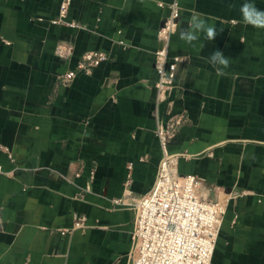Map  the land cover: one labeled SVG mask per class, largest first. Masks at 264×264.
I'll return each instance as SVG.
<instances>
[{
    "label": "crops",
    "instance_id": "obj_1",
    "mask_svg": "<svg viewBox=\"0 0 264 264\" xmlns=\"http://www.w3.org/2000/svg\"><path fill=\"white\" fill-rule=\"evenodd\" d=\"M173 1L71 0L69 28L52 23L61 0H0V264H127L134 211L113 200L152 188L156 114L183 119L169 144L179 175L244 193L209 264H264V29L243 23L245 0H175L168 117L163 104L155 112L153 51ZM194 14L215 40L180 39ZM58 42L73 46L69 58ZM216 50L229 59L223 75L209 62ZM91 51L107 61L61 84Z\"/></svg>",
    "mask_w": 264,
    "mask_h": 264
},
{
    "label": "built area",
    "instance_id": "obj_2",
    "mask_svg": "<svg viewBox=\"0 0 264 264\" xmlns=\"http://www.w3.org/2000/svg\"><path fill=\"white\" fill-rule=\"evenodd\" d=\"M70 2L71 0H61L58 18L52 21L53 24L77 27L75 23L66 20ZM166 7L168 16L156 32L153 68L157 80L153 88L155 112L157 113L158 107L163 104L169 117L168 100L174 88L176 68L180 59L170 57L168 47L177 27L180 7L175 0ZM174 13L176 15L173 23L176 27L173 29L168 21ZM72 51L73 46L63 42H58L54 49L55 55L61 59L69 58ZM107 58V54L101 51L83 53L75 69L60 77L61 84H68L77 74H91L92 70L107 61ZM158 62L162 71L158 70ZM181 121L183 119L174 118L162 121L156 114L154 136L158 141L161 157L154 184L147 193L134 200H113V204H122L134 211L127 264H209L227 207L244 194L235 190L224 191L215 185L205 186L194 175L178 174V155L170 152L169 144L175 137ZM5 154L11 160L7 151ZM2 172L0 166V174ZM92 177L93 172L90 173V180ZM82 228L84 218L78 217L73 221L72 229Z\"/></svg>",
    "mask_w": 264,
    "mask_h": 264
},
{
    "label": "clouds",
    "instance_id": "obj_3",
    "mask_svg": "<svg viewBox=\"0 0 264 264\" xmlns=\"http://www.w3.org/2000/svg\"><path fill=\"white\" fill-rule=\"evenodd\" d=\"M240 13L242 16V21L245 24L251 25L255 28L264 29V10L259 9L253 0H245V2L240 6ZM175 13L173 17L169 18L168 23L172 24L173 29L176 25L173 23L175 19ZM203 32L207 40H215L217 36V30L215 26L208 25L206 22L200 18L199 15H192L189 20V26L187 29L180 31V39L184 40L188 44H192L193 41L199 39L198 33ZM209 62L215 67L217 65L216 71L218 75H223L224 68L229 66V59L221 51H214L210 58ZM158 70L162 71V66L158 62Z\"/></svg>",
    "mask_w": 264,
    "mask_h": 264
}]
</instances>
